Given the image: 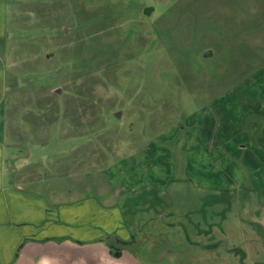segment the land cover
I'll return each mask as SVG.
<instances>
[{
  "label": "rangeland",
  "instance_id": "374dc122",
  "mask_svg": "<svg viewBox=\"0 0 264 264\" xmlns=\"http://www.w3.org/2000/svg\"><path fill=\"white\" fill-rule=\"evenodd\" d=\"M4 5L17 179L112 206L137 264H264V0Z\"/></svg>",
  "mask_w": 264,
  "mask_h": 264
},
{
  "label": "crops",
  "instance_id": "0c3cea01",
  "mask_svg": "<svg viewBox=\"0 0 264 264\" xmlns=\"http://www.w3.org/2000/svg\"><path fill=\"white\" fill-rule=\"evenodd\" d=\"M4 33L5 5L0 0V38ZM4 95L5 72L0 66V106ZM257 113L264 117V111ZM257 150L250 144L235 149L245 160L247 152ZM15 155L0 136V264H137L130 255L111 256L107 245L105 252L104 230L112 232L121 225L127 238L105 236L127 244L131 238L117 210L94 200L67 198L29 171L17 179L21 165ZM242 254L246 260V252Z\"/></svg>",
  "mask_w": 264,
  "mask_h": 264
},
{
  "label": "trees",
  "instance_id": "16d2710c",
  "mask_svg": "<svg viewBox=\"0 0 264 264\" xmlns=\"http://www.w3.org/2000/svg\"><path fill=\"white\" fill-rule=\"evenodd\" d=\"M117 240V239H116ZM117 242V244L121 245V246H125L127 243L124 242V241H121V240H117L115 241ZM107 247H108V251H109V254L115 258H118L121 256V251H120V248H114L111 244H107Z\"/></svg>",
  "mask_w": 264,
  "mask_h": 264
},
{
  "label": "water",
  "instance_id": "95a60500",
  "mask_svg": "<svg viewBox=\"0 0 264 264\" xmlns=\"http://www.w3.org/2000/svg\"><path fill=\"white\" fill-rule=\"evenodd\" d=\"M56 92H59V91L56 90Z\"/></svg>",
  "mask_w": 264,
  "mask_h": 264
}]
</instances>
